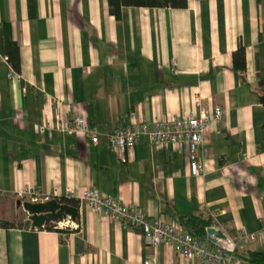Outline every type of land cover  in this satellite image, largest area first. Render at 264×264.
I'll return each mask as SVG.
<instances>
[{"label":"crops","instance_id":"obj_1","mask_svg":"<svg viewBox=\"0 0 264 264\" xmlns=\"http://www.w3.org/2000/svg\"><path fill=\"white\" fill-rule=\"evenodd\" d=\"M186 3L123 7L115 19L107 0H0V26L20 62L14 74L0 54V197L79 200L93 187L182 230L190 232L181 218L202 215L226 237L254 235L234 264H248L245 250L264 252V106L255 91L264 79V0ZM239 46L242 78L232 68ZM215 107L221 116L197 152L200 176L182 146L154 148L141 137L122 159L106 139L132 123ZM76 116L96 126L97 145L55 129ZM77 210L68 236L0 229V264H205L146 244L83 202Z\"/></svg>","mask_w":264,"mask_h":264},{"label":"built area","instance_id":"obj_2","mask_svg":"<svg viewBox=\"0 0 264 264\" xmlns=\"http://www.w3.org/2000/svg\"><path fill=\"white\" fill-rule=\"evenodd\" d=\"M220 116V108L215 107L211 114L201 112L195 115L192 111L180 118L152 123H132L128 127L115 130L106 139L109 146L122 159L134 148L141 137H146L154 148L168 145L182 146L187 152L191 176H200L204 169L197 152L203 142L208 124L212 120H219ZM55 129L61 134H81L92 145H97L99 141L96 126L81 116L59 120ZM45 130L46 127L42 126L39 132L43 133ZM27 197L30 203H43L50 200L34 192H28ZM79 201L121 226L139 231L146 244L170 247L183 258L196 259L205 264H234L235 251L243 249L247 243L255 240L254 235L240 234L234 241L225 236V239L218 241L217 244H206L198 240L191 232L161 220H151L143 211L119 204L93 187L85 190ZM54 228L77 229V225L67 218L55 223ZM219 242H222V245L218 244Z\"/></svg>","mask_w":264,"mask_h":264},{"label":"trees","instance_id":"obj_3","mask_svg":"<svg viewBox=\"0 0 264 264\" xmlns=\"http://www.w3.org/2000/svg\"><path fill=\"white\" fill-rule=\"evenodd\" d=\"M109 13L115 19H119L120 11L123 7L150 8V9H185L186 0H107ZM0 54L5 57L11 71L14 74L20 72V62L18 54V45L11 41L7 36L5 26H0ZM232 68L243 77L245 70V52L244 48L239 46L232 54ZM259 103L264 106V79H259L255 86ZM58 203L68 205L78 209L80 201L71 197H54ZM29 202L28 197H19L15 203ZM17 207L15 221L0 220V229H25V230H47L58 233L60 236H68L77 231V229L64 228L55 229L54 224H50L41 229L32 228L28 215ZM78 217L75 219L77 223ZM181 223L190 230V232L200 241H204L206 237V229L213 226L209 217L202 215L181 218ZM230 235H234L230 233ZM238 249L235 251V256ZM243 260L248 264H264V252L260 251H243Z\"/></svg>","mask_w":264,"mask_h":264},{"label":"water","instance_id":"obj_4","mask_svg":"<svg viewBox=\"0 0 264 264\" xmlns=\"http://www.w3.org/2000/svg\"><path fill=\"white\" fill-rule=\"evenodd\" d=\"M17 207L28 215L32 228L41 229L50 224L61 222L67 218L75 223L78 216V210L68 205L60 204L55 199H50L43 203H16ZM206 235L212 242L216 240H224L225 235L217 232L214 228H207Z\"/></svg>","mask_w":264,"mask_h":264},{"label":"rangeland","instance_id":"obj_5","mask_svg":"<svg viewBox=\"0 0 264 264\" xmlns=\"http://www.w3.org/2000/svg\"><path fill=\"white\" fill-rule=\"evenodd\" d=\"M16 200L17 198H11L10 200L8 198L0 197V220L15 221L16 213H17V208L15 207ZM237 236L229 235L228 237L230 240L234 241L235 238H237ZM239 250H242V249H239Z\"/></svg>","mask_w":264,"mask_h":264}]
</instances>
